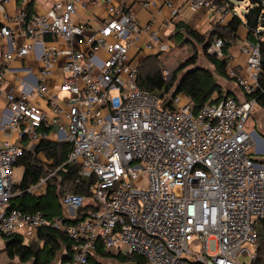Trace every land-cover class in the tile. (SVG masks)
<instances>
[{
	"label": "built area",
	"instance_id": "2783aa9c",
	"mask_svg": "<svg viewBox=\"0 0 264 264\" xmlns=\"http://www.w3.org/2000/svg\"><path fill=\"white\" fill-rule=\"evenodd\" d=\"M51 1L43 13L28 16L22 7L3 15L12 26L0 25L5 40L0 83L24 71L9 64L31 52L40 69L34 82L15 77L21 84L18 93L5 90L9 116L2 118L0 132L16 131L20 140L28 139L29 148L51 129L54 141L69 142L66 162L92 182L88 198L64 192L60 202L68 219L83 205L91 210L69 223L12 207L15 163L25 145L6 141L0 146V234L20 235L29 244L37 241L40 229H56L71 242L64 264H95L99 248L130 264H241V255L251 262L257 221L264 218V158L252 154L246 125L255 100L225 95L193 112L183 94L169 108L164 97L136 84L144 55L167 48L161 28L183 19L173 0H162L169 15L156 28L153 20L141 24L133 8L118 0ZM187 1L193 11L217 15L222 24L236 15L234 6L216 0ZM159 2L139 0L138 5ZM142 33L146 41L137 44ZM17 34L27 42L16 45ZM254 37L256 42L244 41L240 49L245 70H227L244 95L258 88L259 41L264 38L257 32ZM222 46L216 38L208 51L222 57ZM55 65L60 80L51 84ZM163 76L169 80L171 72L163 70ZM31 94L45 100L50 116L29 101ZM46 181L40 178L29 191L42 192ZM211 240L215 251L209 249Z\"/></svg>",
	"mask_w": 264,
	"mask_h": 264
},
{
	"label": "trees",
	"instance_id": "16d2710c",
	"mask_svg": "<svg viewBox=\"0 0 264 264\" xmlns=\"http://www.w3.org/2000/svg\"><path fill=\"white\" fill-rule=\"evenodd\" d=\"M220 4L232 6L230 0H216ZM238 1V0H237ZM251 6L243 17L238 14L228 19L226 24L218 21L213 23L214 27L206 34L188 26L184 22L177 24V29L171 39L177 38L184 42L200 43L206 53L208 62L213 66L214 71L197 65V54L194 53L178 66L171 73V78L165 80L159 61L160 55L144 58L138 69L136 84L143 90L157 94L165 98L164 106L172 108L173 99L177 94H183L190 102L193 112H197L204 104L221 100L223 96H233V92L224 88L218 79L225 81L233 80L234 77L227 72L228 56L230 47L237 39V31L240 25L248 29V39L256 42L254 33L261 37L264 35V5L261 0H249ZM32 2L27 7V15H31ZM27 16V17H28ZM206 36V37H205ZM216 38L223 40L222 57L207 53L212 41ZM171 47V46H170ZM261 55V70L258 76V88L251 94H246V99L255 100L256 104L264 109V41H259ZM170 50V48H169ZM168 50V51H169ZM167 51V52H168ZM184 71L176 83V75ZM175 95L173 96V93ZM216 94L217 99L213 97ZM48 133V129L42 130ZM27 138L22 139L23 143ZM70 143L67 141H52L42 138L33 147L25 145L22 155L15 163V167L23 168V175L19 182L14 184L15 195L11 199V206L25 212H42L49 220L63 218L65 222L76 223L81 221L91 210L89 205L81 206L73 218H66L65 208L60 202L64 192H71L83 195L88 198V188L92 179L82 178L78 175L79 167L66 162ZM42 154L51 164L43 162L39 156ZM56 170V171H55ZM55 171L53 174L51 172ZM51 174V175H50ZM47 178V185L40 193H32L30 188L35 186L40 178ZM257 246L255 256L250 264H264V218L257 221ZM1 235V234H0ZM37 241L25 243L20 235L5 237V255L9 259H18L22 263L32 261L33 264H51L56 258L61 264L69 259L70 240L56 229H40ZM2 236V235H1ZM98 251H102L99 248ZM110 255V254H108ZM117 257H121L120 255ZM122 258V257H121ZM124 258V257H123ZM126 259V258H124ZM137 260L128 258V260Z\"/></svg>",
	"mask_w": 264,
	"mask_h": 264
},
{
	"label": "crops",
	"instance_id": "0c3cea01",
	"mask_svg": "<svg viewBox=\"0 0 264 264\" xmlns=\"http://www.w3.org/2000/svg\"><path fill=\"white\" fill-rule=\"evenodd\" d=\"M121 5L129 6L133 8V10L136 12V15L141 22V24L147 23L149 20H153L154 24L153 27H160L161 23L167 19L169 15V10L165 6H162V0H159V4L156 7H147V8H141L138 5L139 0H118ZM32 2V14L37 13H43L46 11V9L50 6L52 3L51 0H31L30 2L23 4L20 0H0V25L8 24L12 26L10 21H6L3 18L4 14L14 15L16 14L22 7L27 8L28 5ZM177 8L179 9L180 13L182 14L183 19L178 22L171 23L168 28L162 27L160 30V40L163 44L166 45V50L161 52H167L170 48V42L168 40L171 39V37L174 35L177 24L179 22H184L188 26L192 27L193 29L197 30L199 33L203 34L213 23L218 21L219 16L215 15L214 17L208 14L205 10H197L193 11L190 8V5L187 0H173ZM220 23V22H219ZM222 24V23H220ZM225 24V23H224ZM248 29L244 25H240L237 31V39H235L237 42L241 41H250L248 38ZM147 36L145 34H140L138 37L137 44H144L146 41ZM24 42H27V39L24 38L21 35H16V45L23 44ZM0 51H5V40L0 37ZM231 60L228 64L227 70L232 69L234 72H241L245 70L246 66V56L245 54L239 50V47L232 46L229 49ZM11 67L14 68H24V71H21L20 73L10 74L5 77V80L0 83V122L3 117H8L9 112L6 110V102L4 99V92L5 90H14L15 92H19L21 84H19V81H14L15 77H19L23 81L27 82H34L36 77L38 76V72L40 69V62L35 57L34 53H29L25 58L21 59H14L9 64ZM60 80L58 67L57 65L54 66L53 70V76L50 78L49 82L51 84H55ZM228 83H231L228 81ZM222 84V83H221ZM230 91L233 92V96L237 100H244L246 97L243 94V92L240 90V88L234 83L228 84V88ZM28 99L30 102H33L35 104H38L40 108L43 110L45 114L50 116V110L45 102V100L37 97L35 94H31L28 96ZM54 134L53 129L49 132L47 135V139L54 141ZM16 141V142H22L23 145L28 146V141L23 143L22 140H20L17 136L16 131H11L6 133L0 132V146L4 145L6 141ZM29 147V146H28ZM32 145L30 146V148ZM41 154H39L40 156ZM41 158V157H40ZM43 162H47L48 164H51V161L44 160ZM16 171V170H15ZM21 178L23 175V169L21 170ZM20 178V179H21ZM1 236V235H0ZM3 237V236H2ZM99 250V249H98ZM96 251V253L93 255L92 261L95 264H130L128 261H126L122 256L115 257L108 255L104 250ZM60 258V257H58ZM56 258L51 264H61L59 259ZM114 258V259H112ZM31 264H33L32 261ZM26 263H20V264H27Z\"/></svg>",
	"mask_w": 264,
	"mask_h": 264
},
{
	"label": "rangeland",
	"instance_id": "374dc122",
	"mask_svg": "<svg viewBox=\"0 0 264 264\" xmlns=\"http://www.w3.org/2000/svg\"><path fill=\"white\" fill-rule=\"evenodd\" d=\"M230 2L236 8V14H238L240 17H243L244 14L248 11V7L251 6L249 0H244V1L230 0ZM213 27H214V24L210 25V27L203 33V34H206L207 39H208V32ZM263 38H264V35H263ZM168 42H170V45H171L170 50L168 52L161 54L159 61L156 62L157 64L161 65L162 70L163 69L169 70L172 73L173 70L178 66V64L180 62L184 61L189 56L196 53L198 56L197 57V65L214 71L213 66L208 62V60L206 58V53L203 51L202 45L200 43L194 44V43L188 42V41L184 42V40H180V39H177L174 37L172 39L168 40ZM242 43H243V41H241L239 43L236 40H234L232 44H234V46H237V48L239 47V50H240ZM252 43H254V42L252 41ZM208 49H207V53H210V51H208ZM159 52H161V51L149 52V53L144 55L143 59L148 57V56L158 55ZM210 54H212V53H210ZM183 72L184 71H181L176 75V79H173L174 83H176L178 81V79L181 77ZM217 80H219L222 83L224 88H228V84L234 85L233 80H228L231 83H228V81L220 79L219 77ZM61 95L63 96V93H61ZM246 125H247V129L251 130V132H252V135H251V145H252L251 152H252V154L258 158H264V109L261 108L260 106H258V104H256L254 106L253 110L251 111V114L249 115V118L247 120ZM254 131L263 139V141L259 140L261 142L260 144H258L255 141L256 139H258V137H256L254 135V133H253ZM256 149H258L259 152H256ZM40 157H41L42 161L46 160V157L44 155L41 154ZM22 169H23L22 167H15L16 182H19L21 180L20 178H21V172H22L21 170ZM4 245H5V239L2 236H0V264H20L21 262L18 259L7 258V256L5 255ZM208 246H209V249L211 251H215L216 242L214 240H211L208 243ZM249 249L253 250V247L249 246ZM112 259H114V258H112ZM238 260L241 264H250L249 256L241 255V256H239ZM27 264H31V262H29Z\"/></svg>",
	"mask_w": 264,
	"mask_h": 264
},
{
	"label": "water",
	"instance_id": "95a60500",
	"mask_svg": "<svg viewBox=\"0 0 264 264\" xmlns=\"http://www.w3.org/2000/svg\"><path fill=\"white\" fill-rule=\"evenodd\" d=\"M240 1H242V0H240ZM263 15H264V13H263ZM175 95V92L173 93V96ZM254 133V135L256 136V137H258V134L254 131L253 132ZM262 141V140H261ZM257 152H259V150L257 151Z\"/></svg>",
	"mask_w": 264,
	"mask_h": 264
}]
</instances>
